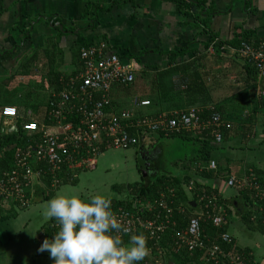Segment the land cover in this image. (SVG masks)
Returning <instances> with one entry per match:
<instances>
[{
	"label": "crops",
	"instance_id": "crops-1",
	"mask_svg": "<svg viewBox=\"0 0 264 264\" xmlns=\"http://www.w3.org/2000/svg\"><path fill=\"white\" fill-rule=\"evenodd\" d=\"M211 1H213V9L217 12L212 14L213 16H204L196 22L195 16L186 19L185 12L181 11L176 3L167 0H0V171L5 164L4 153L12 149L4 147L3 139L17 132V129L12 127L15 123L3 117L2 110L5 107H14L19 113V120L28 122L42 120L41 116L48 109L49 99L64 87L62 80L81 70L78 54L84 44L104 43L111 53L120 55L125 62L133 63L136 67V75L143 72L153 75L165 69L168 61L167 53L175 52L185 44L195 43V48L202 53L201 56L199 55L200 74L209 93V102L204 106L205 108L203 105L195 104L187 105L189 106L187 109H182L179 106L183 103L176 101L178 95L172 96L170 99H174V102L163 103L167 106L166 110L170 111L164 112V108L161 114L195 107L212 109L215 104L222 103L235 94L227 95V91L223 89L225 82L230 84L229 88L243 84L242 89H245L248 75L244 60L234 55L233 48L226 45L221 50H217L215 45L219 44L218 41H232L241 30L255 31L258 37H264V0H251L249 5L250 0H209L207 6L209 8H205V11H211L209 6ZM197 11L195 9V12ZM219 12L221 14H218ZM52 17L54 20H51ZM204 22L210 23L213 33L218 35V40L214 41L207 52L202 50L203 43L210 39L209 35L202 34ZM29 30L30 40L23 42ZM145 51L146 54L141 56ZM137 57L140 58V62L135 60ZM230 59L236 63L234 70L228 68ZM180 62L182 60H179ZM223 66H227V69L224 68L222 71ZM259 82L258 77L255 93L257 99ZM219 88L223 91L216 92ZM46 90L48 101L43 104L40 93ZM10 91L12 93L8 95ZM32 92H37L35 98L31 96ZM137 93L127 98L138 97L141 93L143 95L139 90ZM144 93L147 94L148 89ZM222 95L227 96L223 98ZM219 97L222 99H218ZM127 98L115 100L120 103L117 104L118 110L130 107V104L126 103L128 101L124 103ZM226 120L235 125V122L233 123L229 118ZM261 120L262 118L259 119ZM248 138L247 143L238 138L223 145V149L210 160L216 162V170L204 169L210 161L200 163L201 165L192 162L197 171L193 177L194 184L199 183L202 187L211 188L227 202L237 197L238 193L229 196L221 193L222 181L230 177L244 178L251 171L254 174L257 171L264 181V145L257 143L261 138L258 140L255 136ZM151 140H155L158 147L164 149V153H168L170 144L166 139L157 136L152 137ZM209 173L213 178L208 177L209 175L205 176L206 178H199V175ZM66 174L67 172L62 178ZM1 175L2 173L0 178ZM68 188L69 184L65 185L61 182L54 186L52 181L47 180L36 183L29 195L30 203L27 206H20L19 202L1 203L0 264H54L47 251L44 252L45 254L38 252L41 244L37 243V237L42 224L34 221V215L43 217V207L48 203L42 202L43 197L49 194L46 191L55 192L59 189L58 191L66 193ZM37 189L42 192L37 193ZM198 189L200 190L199 187ZM238 197L241 198L242 195L238 194ZM189 198L185 201H189ZM239 198H237L238 203ZM242 209L245 212L248 208L243 205ZM251 210V217L253 215H256V219L257 216L260 217L261 213L259 214L257 206L252 207ZM26 214L29 216L26 217ZM255 233L259 234L257 240L264 241V234L259 231ZM232 236L240 247L235 236ZM252 254L254 255L253 251Z\"/></svg>",
	"mask_w": 264,
	"mask_h": 264
},
{
	"label": "built area",
	"instance_id": "built-area-1",
	"mask_svg": "<svg viewBox=\"0 0 264 264\" xmlns=\"http://www.w3.org/2000/svg\"><path fill=\"white\" fill-rule=\"evenodd\" d=\"M234 55L250 62L259 76L257 97L264 102V42L251 44L243 42L233 50ZM81 70L66 80L63 89L49 99L45 118L32 120L23 125L28 136V146L19 150L12 169L2 172L0 178V205L3 202H19L27 206L36 183L52 181L54 186L62 182V175L68 171L94 168L96 159L104 149L129 150L141 143L147 144L153 134H194L209 132L215 145L223 142V130H230L232 124L219 113L203 118V108L172 111L158 116L140 115L148 109L150 101L138 97L131 99L129 108L118 110L113 104V90L117 86L131 85L136 79V67L125 62L118 54L111 53L104 43L91 44L80 51ZM2 116L12 120L18 129L19 113L14 107H5ZM131 131L136 132L131 136ZM201 165V164H200ZM199 167V166H198ZM216 170L215 161L204 167ZM229 187L252 193L257 201L264 202V182L251 171L244 178L230 177ZM191 186V187H189ZM188 190H192L191 182ZM174 189L161 194L153 203H145L144 209L155 212L152 220H141L136 214L119 208L113 212L127 234L145 231L150 240L160 241L173 233L172 247L177 253L201 251L212 264H251L243 255L223 251L220 244L230 245L232 237L222 231L226 211L218 207V199L208 195L199 196L200 211L190 218L188 225L176 229V215H186L185 209L176 207ZM262 206V205H261ZM258 207L259 214L264 207ZM142 207V205H140ZM177 208V209H176ZM256 220V215L252 216ZM209 224L217 234L209 236L203 229ZM59 227V224L55 225ZM156 264H163L156 260ZM144 264H151L146 261Z\"/></svg>",
	"mask_w": 264,
	"mask_h": 264
},
{
	"label": "trees",
	"instance_id": "trees-1",
	"mask_svg": "<svg viewBox=\"0 0 264 264\" xmlns=\"http://www.w3.org/2000/svg\"><path fill=\"white\" fill-rule=\"evenodd\" d=\"M170 2H174L177 4L179 9L181 11H184V15L187 18H190L191 16H195V21H199L204 16H213L212 14L216 13L217 11L213 9V1H211V11L207 10L205 11V8H209L208 3L209 0H167ZM251 2L248 1V5ZM195 9L198 11L195 12ZM95 12V11H94ZM210 12V13H208ZM218 14H221L219 12ZM51 20H54V17H52ZM56 22H53L55 24ZM187 24V23H186ZM188 25V24H187ZM210 23L204 22V29L202 31L203 35H209L210 39L208 42L203 43V49L206 52L211 48L214 41L218 40V35L213 33V30L210 28ZM64 31H66V28H64ZM62 31V33H65ZM30 34L31 31H27V34L24 37L23 42H27L30 40ZM219 44L215 45L217 50H221L224 46H229L230 48L237 49L241 46L243 42L251 43V44H258L259 42H264V37H258L255 33V31H245L241 30V33L236 34L234 36V39L230 42H223L218 41ZM195 43H189L185 44L181 49L177 51H173L170 53H167L168 61L166 64V67L164 70H160L156 72L155 74L151 75L149 73H140L137 76V79H135V82L131 85H121L115 87L114 96H113V104L117 107L118 101H115L116 99L127 97V96H135L138 93V90H144L148 89V94L146 95L147 98L151 99L153 102V106L158 107L159 105H163L164 102L170 101L169 95L172 96L173 94H177L179 96H182L184 101V106L186 105H195L200 104L206 106L209 102V93L207 91V88L203 82L202 75L200 74L201 70V59L199 58L201 56V52L198 48H195ZM89 45L84 44V47H87ZM214 46V47H215ZM82 48V49H83ZM81 49V50H82ZM80 50V51H81ZM219 52V51H218ZM146 51L141 54V56L145 55ZM79 59H80V52H79ZM200 55V56H199ZM120 56V55H119ZM121 57V56H120ZM123 58V57H121ZM137 62H140V58H135ZM179 60H182V62L179 63ZM81 62V61H80ZM244 65L247 71L248 75V81L247 87L245 89H242L237 94L233 95L226 101L222 103L215 104L212 109L205 110L204 114L202 115L203 118H209L213 113H219L223 118L230 119L231 121L239 122V126L233 125L230 130H223V142L220 145H215L212 137L210 136L209 132L206 131H198L194 134H153L149 135L150 139L152 137L163 138L166 140H180L181 142L188 144L192 143L194 148L193 150V157H191L187 162L195 163L196 165L200 163H207L208 161L214 159V156L217 155L219 151L223 149V145L231 142L232 140H236L238 138L241 139V141L248 142L250 136L259 139V135L257 134V131H254V127L257 121L258 114H263V124H260L259 127L262 128V134L264 133V102L257 99L254 101L253 108L250 110V114L248 113V117H246L244 114L245 107L248 106L249 102V94L248 90H253V94L256 97V83L258 79V73L255 69V67L247 61H244ZM80 70L76 71L75 73L79 72ZM70 76H67L66 79H68ZM140 84H143V88L141 89ZM169 97V98H168ZM172 100V99H171ZM174 100V99H173ZM177 100V97H176ZM121 102V101H119ZM230 103H233L234 106H230ZM151 103V102H150ZM244 103L247 104V106L244 105ZM122 104V103H121ZM153 106H150L148 109V113L144 112L145 110L139 111L140 115L144 116H158L161 114L162 106L159 107V109H155L156 111L151 112L150 110H154ZM205 108V107H204ZM47 112H45L46 114ZM42 113V119L45 118V114ZM260 117L258 118V122ZM19 120V119H18ZM41 119H38L37 121H40ZM29 123L26 120H19V126L17 129V132L12 133L11 135H8V137H4V147L12 148L8 150L6 153H4V165L3 169H1V172H4L6 170L12 169L14 167L15 158L19 152V150L24 149L28 146L27 139L28 136L23 132L22 127L24 124ZM131 136H135L136 132L131 131ZM258 145H264V138L260 139L259 142H257ZM196 150V154H195ZM107 150L104 149L102 151L103 153ZM136 169L139 173V181L135 183H128L125 185H115L112 187V190L114 193L119 195V198H112L108 197L112 201V211L117 212L119 208H123L126 211L132 212L134 214L137 213V215L141 218V220H152L155 217V212H149L144 209L145 203L151 202L153 203L155 200H158L161 194H169V191L171 189L168 188H175L176 198H178V201L181 199V197L185 201L188 197H190L188 200L185 201L184 207L187 210L186 215H176L175 220L177 227L176 229L179 230L181 228H184L188 225V222L190 218L196 215L197 212L200 211V202H199V196L202 195H208L209 197H216L218 199L217 206L221 207L226 211V217L225 222L222 228L223 232L228 233L232 239L233 242L230 245L220 244L223 251H233L235 255H243L251 264H259L254 259V255L252 254V250L248 249H242L239 246H237L236 241L234 237L229 232V225L232 214H238V216L242 217L244 223L248 228L251 230H258L261 234H264V211L262 214H260V217L257 216V219L255 221L251 220V208L252 207H259L260 205H263L264 203H260L257 201L252 193H249L247 191L238 190L237 193L242 195L241 199H243V202L245 206H247V211L243 212L242 214L237 212L234 208V199L239 198L238 194L237 197L233 198L230 201H224L222 200L217 193L212 190L209 187H202L201 184L197 183L195 185L196 191L193 194L188 192V184L193 181L195 183V180L193 177H190L189 175H183L181 177L179 176H164L161 175L162 168L164 167V163L162 159H160V163L157 164L155 172L159 170V174L157 176H144L139 168L138 161L136 160ZM186 167L185 169H187ZM88 170V169H87ZM86 169L83 171V169H78L75 171H68L65 176L62 178L63 184H69V186H76L78 180L75 178V176H78V174L87 171ZM209 175V176H208ZM255 175L257 178L264 182L261 176L255 171ZM208 176L210 178H213V175L211 173L209 174H203L199 175V178ZM206 178V177H205ZM188 182V184H187ZM200 190L198 189V187ZM176 187L178 189H176ZM57 189L55 192H48L46 196L43 197L42 202H49L51 199L54 198L55 194L60 192ZM178 190V191H177ZM42 192V190L37 189V193ZM46 192H43L46 194ZM193 195V196H192ZM82 199H87L80 197ZM191 201V202H190ZM195 204V209L190 206ZM142 205V207H140ZM177 209V208H176ZM249 210V212H248ZM58 222L55 219H49L44 224H42L41 228L39 229L38 237H37V243L42 244L45 239H51L58 231L59 227H55ZM203 229L206 231V233L209 236L214 237L217 234L216 229H214L209 224H203ZM133 235H143L146 238L147 246L149 249L148 255L145 257V259L140 262V264H144L146 261H150L151 264H155V258L156 260H162L163 264H167L169 260L175 261L176 264H212L209 261L205 259L204 252L201 251H195L194 253H188L186 251H180V253H177V248L172 247V240L171 237L173 233H168L165 238H163L160 241L157 240H150L148 234L145 231L138 230ZM132 235L130 236H122L121 239L124 244H128L130 241ZM45 254V253H44ZM47 254V253H46ZM150 255H156L155 257L151 258ZM49 256V254H48Z\"/></svg>",
	"mask_w": 264,
	"mask_h": 264
},
{
	"label": "rangeland",
	"instance_id": "rangeland-1",
	"mask_svg": "<svg viewBox=\"0 0 264 264\" xmlns=\"http://www.w3.org/2000/svg\"><path fill=\"white\" fill-rule=\"evenodd\" d=\"M232 57V56H231ZM229 64L228 68H232V70H234L235 67V62L233 59L229 60ZM225 69H227V66L222 68V71ZM138 74L136 75V79H137ZM224 76V75H223ZM143 84H140L141 89L143 88L142 86ZM225 88H223L224 90L227 91V95H230V93H235L237 94L238 92H240V90L244 87L243 84H239V86L236 87H230V84L225 82L224 83ZM234 85V84H232ZM250 89L248 90V94H249V102H248V106L246 103H244L245 106V116L248 117V113L250 114V110L253 108L254 105V101L256 100V97H254L255 95L253 94V90L251 89V87H249ZM222 88L216 89V92H221L223 91ZM142 93L138 95V98L141 100H149L151 102V106H153V102L151 99L147 98V96H144V92L145 90H140ZM28 92V91H27ZM12 92L10 91L8 93V95H10ZM48 91H42L40 94V100L41 102H43V104H45L48 98L47 95ZM148 94V93H147ZM145 94V95H147ZM234 94V95H235ZM33 95V96H32ZM37 95V92H32L31 96L33 98H35ZM225 95V96H227ZM172 96H177V94H173ZM171 95H169V97H172ZM223 96V95H222ZM225 96H223V98H225ZM168 97V98H169ZM177 102L183 103L181 104L179 107L182 109H187V105L184 106V101L183 98H181V96H177ZM127 98V97H126ZM221 97H219L218 99H220ZM25 99H27V97H25ZM222 99V98H221ZM229 99V98H228ZM30 100V99H29ZM171 102H174L173 99H169ZM24 102V100H22ZM128 101V102H126ZM175 101V102H176ZM129 103L131 104V98H127L124 103ZM122 103V104H124ZM230 106H234L233 103H230ZM200 106V104H196V106ZM162 106L161 108L164 109V112L170 111V110H166L165 105H159L158 107L153 106L154 111H156L155 109H159V107ZM125 109V108H124ZM172 109V108H171ZM145 112H147L146 114H149L148 111L146 110ZM259 116H257V121L254 127V131L258 132L257 134L259 135V139H263L264 138V133L262 134V128L259 127L260 124L258 125V123L263 124V119L261 121L258 122V118H262L261 115L263 114H258ZM239 126V122L236 121L235 122V126ZM240 127V126H239ZM169 144H170V148L167 149V154H164L163 157V163H164V167L162 168L161 171V175L164 174V176H183V175H189L190 177H194L195 173L197 172L195 170V164L190 163L189 161L187 162V160H189L191 157H193V150H194V146L192 143H188L185 144L183 142H181L180 140H174L171 142V140H166ZM259 142V140L257 141ZM137 149V151H135ZM197 149V147L195 148ZM139 150L140 148H132L129 150H115V149H109L107 150L105 153L102 154V156L100 155L97 159H96V167L95 168H83V170H87L85 172H82L80 174H78L77 176V184L76 186L72 187L69 186V188L66 190V193H70V194H75L78 195L79 197H83V198H87V197H91L93 195H104L107 198L108 197H112V198H119L116 193L113 192L112 187L115 185H125L128 183H135L139 181V173L138 170L136 169L135 165H136V160L138 161V157H139ZM195 154H196V150H195ZM1 155V153H0ZM186 167H188L187 169H185ZM208 171V170H207ZM2 172L0 171V174ZM193 182V181H191ZM190 182V183H191ZM189 183V184H190ZM188 184V182H187ZM188 184V186H189ZM223 192L221 191V193H223L224 195L226 194L227 196L229 195H236V192L238 191L235 187H229L227 184V180L226 181H222L221 183ZM191 187V186H189ZM188 188V187H187ZM168 189H174L175 188H168ZM176 189H178L176 187ZM178 191V190H177ZM196 191L195 188V184L194 186H192V190L190 191L191 194L194 195ZM57 194V193H56ZM55 194V196H56ZM192 195V196H193ZM54 196V197H55ZM183 198L181 197V199L178 201V198H176L175 200V205L176 207H181L182 209L184 208V204H182L183 202ZM185 203V202H183ZM46 206L44 205L43 207V213L46 210ZM185 212L187 213V210L185 209ZM29 215L26 214V217H28ZM33 216V214L31 215ZM45 220H49L47 218L41 216V215H34V221L38 224H44L46 221ZM32 220V222H34ZM41 222V223H40ZM33 227H35V225H31ZM230 229L229 232L235 236L238 244L240 245V247L242 248H248L250 250L253 251L254 253V259L255 261H257L259 264H264V241L261 239L260 241L256 239V237H259V234L257 235L258 230H251L250 228H248V226L245 225L242 217L238 216V214H232L231 216V220H230V225H229ZM156 255H150L151 258L155 257ZM155 261V260H154ZM159 262L162 263V260H158ZM156 264V263H155Z\"/></svg>",
	"mask_w": 264,
	"mask_h": 264
},
{
	"label": "clouds",
	"instance_id": "clouds-1",
	"mask_svg": "<svg viewBox=\"0 0 264 264\" xmlns=\"http://www.w3.org/2000/svg\"><path fill=\"white\" fill-rule=\"evenodd\" d=\"M43 215L59 224V231L38 249L47 251L54 264H140L148 255L143 235H132L127 245L123 243L119 233L127 234L128 229L104 195L82 199L61 191L47 203Z\"/></svg>",
	"mask_w": 264,
	"mask_h": 264
},
{
	"label": "flooded vegetation",
	"instance_id": "flooded-vegetation-1",
	"mask_svg": "<svg viewBox=\"0 0 264 264\" xmlns=\"http://www.w3.org/2000/svg\"><path fill=\"white\" fill-rule=\"evenodd\" d=\"M140 146H142V144H140ZM144 147L148 152V158L146 160V163L149 164L150 170H148L150 171V175H153L155 173L157 164L160 163V159L163 160L164 154L167 153H164V149H160V147H158L157 142L155 140L150 139V141L145 144ZM239 205L241 206V208H243V205H245L241 198H239ZM243 212L244 210L241 211V213Z\"/></svg>",
	"mask_w": 264,
	"mask_h": 264
},
{
	"label": "water",
	"instance_id": "water-1",
	"mask_svg": "<svg viewBox=\"0 0 264 264\" xmlns=\"http://www.w3.org/2000/svg\"><path fill=\"white\" fill-rule=\"evenodd\" d=\"M61 28H62V26H60ZM142 145H143V143H142ZM147 158H148V152L146 151V149H145V147H144V145L143 146H141V148H140V151H139V158H138V165H139V168H140V171H141V173L144 175V176H147V177H149V176H152V175H150V169H149V164L148 163H146V160H147ZM149 169V170H148ZM159 174V170H157L154 174H153V176H157ZM233 203H234V208H235V210L237 211V212H239V213H241V211L243 210L242 208H241V206L239 205V203H238V199H234V201H233ZM193 203H191L190 204V206L192 207V208H194L195 209V204L194 205H192ZM240 206V207H239ZM167 264H176L175 263V261H173V260H169L168 261V263Z\"/></svg>",
	"mask_w": 264,
	"mask_h": 264
}]
</instances>
